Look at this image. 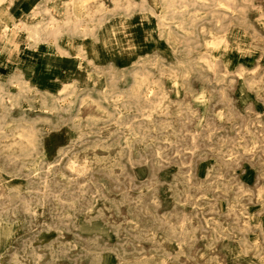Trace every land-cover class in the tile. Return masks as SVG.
Instances as JSON below:
<instances>
[{
	"label": "rangeland",
	"instance_id": "374dc122",
	"mask_svg": "<svg viewBox=\"0 0 264 264\" xmlns=\"http://www.w3.org/2000/svg\"><path fill=\"white\" fill-rule=\"evenodd\" d=\"M211 3L178 14L177 49L140 43L135 56L146 61L112 80L65 63L52 82L25 72L24 83L0 64L5 89L32 88L18 96L23 106L4 95L0 107V264H264V0H235L220 21ZM225 33L211 70L198 58ZM242 65L259 67L241 80ZM144 67L169 93L151 117L127 96L104 97L111 84L131 90ZM75 77L74 92L60 93ZM35 89L65 109L43 107ZM26 119L47 134L33 157L9 143Z\"/></svg>",
	"mask_w": 264,
	"mask_h": 264
},
{
	"label": "crops",
	"instance_id": "0c3cea01",
	"mask_svg": "<svg viewBox=\"0 0 264 264\" xmlns=\"http://www.w3.org/2000/svg\"><path fill=\"white\" fill-rule=\"evenodd\" d=\"M191 3L202 4L196 0H5L0 3V64L32 73L36 80L48 76L51 82L59 66L87 64V74L93 69L112 80L141 58L135 56L140 43L148 41L158 52L177 49V25L185 21L178 14ZM152 17L157 20L155 27ZM23 22L41 31L31 36L19 28ZM21 41L25 45L18 48ZM72 79L76 84L80 80Z\"/></svg>",
	"mask_w": 264,
	"mask_h": 264
},
{
	"label": "bare ground",
	"instance_id": "6f19581e",
	"mask_svg": "<svg viewBox=\"0 0 264 264\" xmlns=\"http://www.w3.org/2000/svg\"><path fill=\"white\" fill-rule=\"evenodd\" d=\"M3 1H5V0H0V3L3 2ZM197 1H202V4L206 3V0H196V2ZM234 1L235 0H210V2H212L211 3L212 6L213 7L215 6V8H213V13H216V15H217V21H220L222 16H226L227 14H231L229 12V9H235ZM186 3H187V1H186ZM83 4H85V3H83ZM170 7H171V5H170ZM182 7H183V5H182ZM182 10H180V11L182 12ZM184 10H185V8H184ZM151 15H153V13H151ZM232 15L235 16V14H232ZM261 16H263V15L261 14ZM161 17H159V18H161ZM196 17H197V15H196ZM196 17L193 18V19H197ZM166 22H168V21H166ZM179 25H181V23H179ZM31 26L32 25H30V27H29L27 25V23L23 22L19 26V28L20 29H24L26 31L27 30L30 31L31 32V36H32L33 33H37L38 30H40V29H39L38 26H33V27H31ZM4 29L7 31L10 28L8 26H6ZM32 41H34V40H32ZM229 44H230V39L228 38V36L226 35V33L225 34H221V35H215V34H213V36L209 40H207L206 43H205V45L207 47L211 48L212 50L209 51L208 54L206 53L207 54L206 56H200L198 59L201 60V61H203L205 64H207L209 69L215 70V67L214 66L219 62V59L217 58V53L218 52L215 51V50H218V49H220L222 47H225L226 48V47L229 46ZM242 52L244 53V51H242ZM144 59H146V58H142L141 57L138 61L135 62L134 65L141 64V63L145 62L146 60H144ZM258 67H259V65L257 67H255V68H248L245 65H242L236 71V74L242 80L245 77L246 74H253L258 69ZM124 70H121L120 72H122V74H123L125 72ZM140 71H147V69H145V67H144V69L138 68L135 71L134 76H135V81L136 82H135V84H134V86L132 87L131 90H127L128 92H125L124 89H115L114 85L111 84L112 87L110 89H108V90H105V93L106 94H104V97L107 98L110 95V97H112L114 99L115 105H117V103L119 101L122 102L121 96H127L129 101L128 100H126V101L124 100L125 102L134 103L136 105L137 109L138 110H141L144 115H147L148 117H151L153 112L157 111L158 109H163L165 107L163 105L165 103V99L169 97V93L162 86V84L158 82L159 79L152 78L150 76L151 75L150 73H145V72H140ZM224 74L229 75L230 74V71L227 69L226 72H224ZM170 75L173 78L172 83H174L175 86H177L176 92L177 93H180L181 92V89L178 87L180 85L179 84V78H178L179 75L176 74V73L175 74L174 73L173 74L171 73ZM11 78L14 79V80H18L20 82H24V83H28V80H29V78L26 76L25 72L24 71H21V70H18V69H16V72H14L11 75ZM251 78H253V77H251ZM3 83H4L3 81L0 82V107L1 108H6V104L4 102V95H8V97H9L10 102H11L12 105H16L17 104L18 106H23V105H21L20 100L18 99V96H21L22 94H24L27 91L29 92L32 88H27V87H23L22 86L17 92H12L10 90L5 89L3 87ZM71 86L74 87V89L72 91L70 90L69 94L72 93V92H74L75 88L78 87L77 84H76V81L73 80V79H70L67 82H63L62 88L59 89L60 93H63L65 91H69L68 88L71 87ZM36 92H39L40 93L41 104H42L43 107L49 108L51 110L65 109V107L62 106L58 102V100L61 99V96L54 95V93L51 92V91H49V90L39 91L37 89ZM199 94H200V96L198 98L199 99L203 98L204 97V90H202ZM91 97L92 96H90V98ZM93 99H95V98H93ZM95 100H97V99H95ZM99 100H100V97H99ZM98 107H100V108H102L104 110H107V107L104 104H102L101 102H99V101H98ZM25 121L28 124H19L16 127L11 128L10 129V133L8 131V133L10 135H12V136L15 137V139L12 140L9 143H10V146H14V145H17V144H20V143L31 146V147H24L23 148L24 151L23 150L22 151H23V154L25 156H27V157L32 156L33 157L32 152L36 148L34 146H36L38 143L43 144L44 147H47L46 146V143L44 142L47 139V136H46L47 134H45V130L44 129L42 130V129H39V128L36 127V125H35L36 122L35 121H31L29 119H26ZM118 122L119 121H117V123ZM7 123H8V121H5V122H1L0 121V124H1L0 129H1V131L6 128ZM14 147H9V148H14ZM43 150H45V149H43ZM58 151H60V150H58ZM19 152H21V151H19ZM68 166L69 165H67V167ZM72 168H74V167H72ZM263 191H264V189L262 188V189H260V192L259 193H262ZM257 221H258V224L260 225L261 224V221L259 219ZM1 235L2 234L0 233V238L2 237Z\"/></svg>",
	"mask_w": 264,
	"mask_h": 264
}]
</instances>
